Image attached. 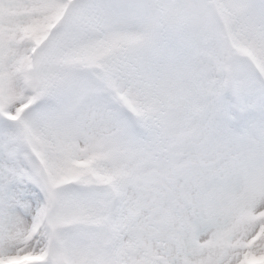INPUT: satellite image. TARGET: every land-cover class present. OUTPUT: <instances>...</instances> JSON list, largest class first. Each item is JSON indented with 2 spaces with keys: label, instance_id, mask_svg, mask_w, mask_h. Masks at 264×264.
Returning a JSON list of instances; mask_svg holds the SVG:
<instances>
[{
  "label": "snow or ice",
  "instance_id": "obj_1",
  "mask_svg": "<svg viewBox=\"0 0 264 264\" xmlns=\"http://www.w3.org/2000/svg\"><path fill=\"white\" fill-rule=\"evenodd\" d=\"M0 264H264V0H0Z\"/></svg>",
  "mask_w": 264,
  "mask_h": 264
}]
</instances>
